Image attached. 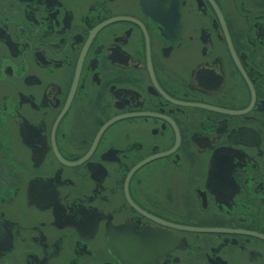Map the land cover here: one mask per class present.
<instances>
[{
    "label": "flooded vegetation",
    "instance_id": "1",
    "mask_svg": "<svg viewBox=\"0 0 264 264\" xmlns=\"http://www.w3.org/2000/svg\"><path fill=\"white\" fill-rule=\"evenodd\" d=\"M0 264H264V0H0Z\"/></svg>",
    "mask_w": 264,
    "mask_h": 264
}]
</instances>
